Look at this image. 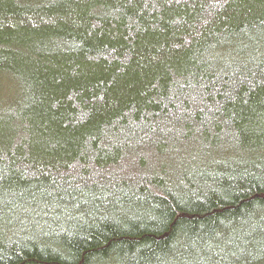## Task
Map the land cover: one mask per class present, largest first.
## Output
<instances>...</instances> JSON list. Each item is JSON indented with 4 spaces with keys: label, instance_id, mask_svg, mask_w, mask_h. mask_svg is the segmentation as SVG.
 <instances>
[{
    "label": "trees",
    "instance_id": "1",
    "mask_svg": "<svg viewBox=\"0 0 264 264\" xmlns=\"http://www.w3.org/2000/svg\"><path fill=\"white\" fill-rule=\"evenodd\" d=\"M0 264H264V0H0Z\"/></svg>",
    "mask_w": 264,
    "mask_h": 264
}]
</instances>
